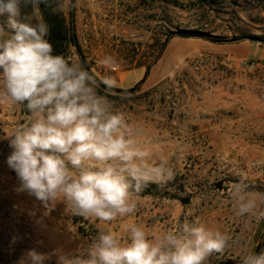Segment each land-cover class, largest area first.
Returning <instances> with one entry per match:
<instances>
[{
    "label": "rangeland",
    "instance_id": "374dc122",
    "mask_svg": "<svg viewBox=\"0 0 264 264\" xmlns=\"http://www.w3.org/2000/svg\"><path fill=\"white\" fill-rule=\"evenodd\" d=\"M56 13L70 20L71 6ZM77 34L92 72L111 75L119 89L110 98L149 146L150 163L166 160L171 179L148 184L157 194L140 195L135 215L104 224L74 215L66 203L51 209L27 192L7 164L10 134L28 121L20 108L0 104V264H21L35 249L59 258H88L99 230L143 224L151 232L171 229L185 218L231 238L223 254L206 264H242L243 255L264 243V219L234 215L230 189L244 179L264 193V0H76ZM0 39L14 35L0 16ZM181 30L201 38H172ZM253 38L237 43H215ZM111 55L118 68L100 61ZM159 55V56H158ZM68 58L79 60L73 47ZM149 68L147 77L146 72ZM0 69V73H2ZM145 78V79H144ZM144 79V81H143ZM154 187H150L153 186Z\"/></svg>",
    "mask_w": 264,
    "mask_h": 264
},
{
    "label": "clouds",
    "instance_id": "9594fccd",
    "mask_svg": "<svg viewBox=\"0 0 264 264\" xmlns=\"http://www.w3.org/2000/svg\"><path fill=\"white\" fill-rule=\"evenodd\" d=\"M44 0H0L14 35L0 39V104L26 111L28 121L10 136L7 158L27 192L51 209L58 201L70 212L104 224L137 212V199L150 183L171 179L166 160L150 163L153 152L110 97L118 87L111 76L98 79L78 60L54 54ZM71 6L61 0L56 10ZM2 31V30H0ZM100 63L115 72L118 62ZM244 179L230 189L234 215L264 219V193H253ZM231 238L199 219L185 218L171 229L151 232L143 224L99 230L88 258L61 256L60 264H206L223 254ZM49 257L35 249L21 264H43ZM242 264H264V250L247 251Z\"/></svg>",
    "mask_w": 264,
    "mask_h": 264
},
{
    "label": "trees",
    "instance_id": "16d2710c",
    "mask_svg": "<svg viewBox=\"0 0 264 264\" xmlns=\"http://www.w3.org/2000/svg\"><path fill=\"white\" fill-rule=\"evenodd\" d=\"M41 9H42L43 15L45 16V18L48 20V22L51 25V34L48 37V39L53 44L54 54H62L65 57H68L67 52L70 47H73L79 56V60L86 65L89 71L92 72L91 68L89 67L88 61L85 55L83 54L82 47L80 45L78 34H77L76 0H71V10H70V20L69 21H67L65 18H63L62 16H60L58 13L54 11L53 0H44V3H42L41 5ZM202 36L203 34H201L200 32L190 31V30H181L177 34L172 33L168 36L167 42L161 47V51L164 49V47H166L167 43L174 37L201 38ZM209 40L215 43H223L224 41H229L225 39H220L216 36H212L211 38H209ZM148 72H149V68H147L145 78L147 77ZM98 79L100 78L98 77ZM138 88H139V85H137L132 90H123V89L116 88L114 90V94L115 95L130 94V93H134V90H137ZM113 97H117V96H111L110 98H113ZM150 187H154V185ZM149 194L154 195V194H157V192L153 190L152 188H146V189H143V191L140 193V195L142 196L149 195ZM262 250H264V243L260 242L254 252L259 253Z\"/></svg>",
    "mask_w": 264,
    "mask_h": 264
},
{
    "label": "water",
    "instance_id": "95a60500",
    "mask_svg": "<svg viewBox=\"0 0 264 264\" xmlns=\"http://www.w3.org/2000/svg\"><path fill=\"white\" fill-rule=\"evenodd\" d=\"M242 40L257 41V40H254L253 38H243V39H236V40L224 41L223 43H237V42L242 41ZM257 42H259V41H257ZM135 91H137V90H134V92Z\"/></svg>",
    "mask_w": 264,
    "mask_h": 264
}]
</instances>
